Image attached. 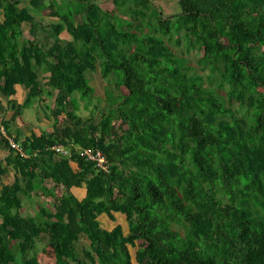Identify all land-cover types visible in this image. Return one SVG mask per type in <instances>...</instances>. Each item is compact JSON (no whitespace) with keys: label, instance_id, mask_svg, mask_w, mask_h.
Returning <instances> with one entry per match:
<instances>
[{"label":"trees","instance_id":"1","mask_svg":"<svg viewBox=\"0 0 264 264\" xmlns=\"http://www.w3.org/2000/svg\"><path fill=\"white\" fill-rule=\"evenodd\" d=\"M113 3L0 0V113L12 110L0 179L13 175L0 181V264H264V0H177L170 15ZM98 67L106 105L84 122ZM30 106L41 127L11 130ZM74 146L102 150L110 169ZM35 195L47 204L25 213Z\"/></svg>","mask_w":264,"mask_h":264},{"label":"rangeland","instance_id":"2","mask_svg":"<svg viewBox=\"0 0 264 264\" xmlns=\"http://www.w3.org/2000/svg\"><path fill=\"white\" fill-rule=\"evenodd\" d=\"M96 1L97 3L102 5L104 8L109 9V10H114L113 0H96ZM154 3L163 10L164 14L170 15L178 11L177 0H154ZM43 20L44 22H48L52 20V18L47 17L45 15ZM130 21L133 25L139 24L136 18L131 17ZM63 37L69 38L68 32L64 31ZM187 57L190 59L191 64L193 66H197V61L199 59V56L195 51H191L189 54H187ZM86 75H87L89 84L93 87V92H91V95L89 97H86L84 100H81L80 102L79 115L81 116L84 122L90 116L92 110L95 111L94 107L96 104H99L100 108H104L106 105L105 82L103 81L101 77L99 67L96 70H88L86 72ZM101 98L103 99L102 101L100 100ZM33 109L34 108H32V106L27 107L24 112L25 117L27 120L31 121L30 127L33 125H37L38 127H41L40 121L37 120L36 114L34 115ZM95 116L97 120L99 118V113H97ZM43 127L46 128L45 126ZM43 203L47 204L46 198L42 196L35 195L31 199L27 198L25 199V202H24V212L28 214H35L39 205ZM88 245L89 243L86 240H83L81 238L79 239V242L77 243V248L81 250L82 247H88ZM39 250H41V245L38 244L37 251Z\"/></svg>","mask_w":264,"mask_h":264},{"label":"crops","instance_id":"3","mask_svg":"<svg viewBox=\"0 0 264 264\" xmlns=\"http://www.w3.org/2000/svg\"><path fill=\"white\" fill-rule=\"evenodd\" d=\"M24 95H25V91L23 89H20L18 90L16 97L19 101H22ZM0 98L2 100V105L6 106L8 97L0 95ZM11 113H12V110H8L6 112L0 113V119H1V116H4L5 118H9ZM30 124H31V121L27 120L25 117V114L23 113L22 116H19L17 120L12 123L11 130L13 129L14 132H18L21 135H29L31 132ZM6 153H7V147H6L5 141L0 137V158H4ZM12 179H13V175H12V171H10L7 176H2L0 181L10 182L12 181ZM71 191L79 198H82L86 194L85 187H73ZM99 220L101 224L107 229H112L115 226L121 225L124 228L125 232L128 231V221H127L126 216L123 214L113 213L112 215H107L103 213L99 216ZM81 238L83 240H86L89 243V240L87 239L86 236H82ZM48 263H50V260H48ZM131 264H138L136 260L134 259V257L132 258Z\"/></svg>","mask_w":264,"mask_h":264},{"label":"built area","instance_id":"4","mask_svg":"<svg viewBox=\"0 0 264 264\" xmlns=\"http://www.w3.org/2000/svg\"><path fill=\"white\" fill-rule=\"evenodd\" d=\"M1 131L3 135L8 139L9 144L12 147L18 149L24 156H28L27 153L23 152L20 144L15 141L12 137L7 135L3 126L1 127ZM48 148L52 150L54 152V155H56L57 157L69 156L71 155L72 151V146H67L61 143L53 144ZM74 148L80 156L93 162L99 170L108 171L110 169V163L102 150L98 148L83 146H74Z\"/></svg>","mask_w":264,"mask_h":264}]
</instances>
